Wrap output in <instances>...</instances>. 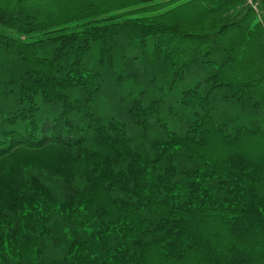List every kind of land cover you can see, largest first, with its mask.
<instances>
[{
	"label": "trees",
	"instance_id": "trees-1",
	"mask_svg": "<svg viewBox=\"0 0 264 264\" xmlns=\"http://www.w3.org/2000/svg\"><path fill=\"white\" fill-rule=\"evenodd\" d=\"M0 264H264V0H0Z\"/></svg>",
	"mask_w": 264,
	"mask_h": 264
},
{
	"label": "rangeland",
	"instance_id": "rangeland-1",
	"mask_svg": "<svg viewBox=\"0 0 264 264\" xmlns=\"http://www.w3.org/2000/svg\"><path fill=\"white\" fill-rule=\"evenodd\" d=\"M33 37L38 39V35H33ZM202 75H203V72L201 70L194 68L189 75V79L186 81L183 87H186L190 83V80L197 79L198 77H201ZM162 120L166 123V125L172 131H175L178 134H182L184 132L182 123H180L176 119H170L167 116L162 115Z\"/></svg>",
	"mask_w": 264,
	"mask_h": 264
}]
</instances>
